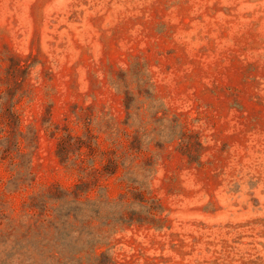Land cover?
<instances>
[{"label": "rangeland", "instance_id": "374dc122", "mask_svg": "<svg viewBox=\"0 0 264 264\" xmlns=\"http://www.w3.org/2000/svg\"><path fill=\"white\" fill-rule=\"evenodd\" d=\"M0 264H264V0H0Z\"/></svg>", "mask_w": 264, "mask_h": 264}]
</instances>
